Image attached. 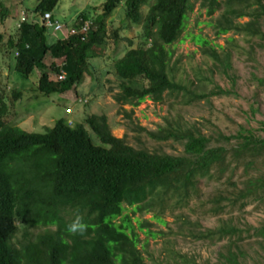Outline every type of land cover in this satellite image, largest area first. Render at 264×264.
Instances as JSON below:
<instances>
[{
    "label": "trees",
    "instance_id": "trees-1",
    "mask_svg": "<svg viewBox=\"0 0 264 264\" xmlns=\"http://www.w3.org/2000/svg\"><path fill=\"white\" fill-rule=\"evenodd\" d=\"M58 2L35 0L32 8L35 17H24L27 20L5 42V53L12 54L14 60V64L8 63L7 67L19 80H29L36 70L37 81L31 78L34 100L52 94L65 96L72 91L73 99L83 102L87 111L78 122L72 121L68 116L76 111L73 109L68 114L65 106L58 105L64 114H51L52 119L42 125V130H37L30 126V120L16 122L31 109L24 106L22 115L15 114L10 98L0 90V264H145L141 254L147 251L149 236L154 238L156 233L148 228L147 220L140 221L135 215L150 209L160 212L164 205L174 204L179 211L176 221L183 228L186 223L190 224L181 214L190 199L200 200L199 206L212 216L220 215L228 204L251 195L254 183L247 180L248 185L233 201L220 191L204 198L194 187L196 176H208L213 169L224 173L228 154L235 162L242 161L250 167L253 160H246L247 155H256L257 144L263 147L264 141L255 140L251 133L205 135L196 124L181 123L179 116L170 115L164 118V125L155 130L136 124V132H144L154 142L182 143L181 154L160 153L161 147L150 150L139 138L133 146L126 136H114L106 116L94 112L91 101L84 98V90L70 89L89 75V60L103 54L108 38L127 41L119 35V28H106V18L119 5L123 19L140 25L141 32L135 36L134 43L128 40V48L113 61L119 79L118 91L112 97L115 103L132 107L144 99L161 103L165 93L178 98V104L230 95L229 90L218 85L207 93L197 94L187 89L181 78H176L171 66L170 46L179 40L193 3L191 0H105L100 14L92 10L79 14L81 24L87 22L90 29L87 38L81 40L78 35L50 38L47 29L40 24V16L46 12L53 14ZM200 3L207 16L220 12L204 22L212 28L215 37L233 31L264 39L259 24L264 17V0H201ZM143 5L147 6L144 14L140 11ZM8 13L0 3V16L3 18ZM240 17L248 20L237 22ZM190 38L202 47V54L210 58L213 65L217 63L221 73L234 82L228 74V53L218 54L216 43L200 33L191 34ZM2 43L0 33V45ZM47 54L62 60L47 66L44 61ZM47 69L54 74L65 72L64 79H50ZM199 70L194 69L199 81H213L212 77L199 78ZM10 86L13 99H19L22 91L24 93V84L10 81ZM191 95H194L193 100H189ZM131 112L132 109L126 113L129 119ZM238 137L241 141L236 147L224 145ZM50 140L58 143L56 149L46 142ZM45 162L50 166L55 163V169L43 168ZM77 216L83 231L71 232L68 226ZM244 231L223 220L207 232L190 230V234L198 239H224L218 264H246L240 247ZM260 234L263 236L264 232L261 230ZM167 264L195 263L189 256L175 253L168 257Z\"/></svg>",
    "mask_w": 264,
    "mask_h": 264
},
{
    "label": "rangeland",
    "instance_id": "rangeland-1",
    "mask_svg": "<svg viewBox=\"0 0 264 264\" xmlns=\"http://www.w3.org/2000/svg\"><path fill=\"white\" fill-rule=\"evenodd\" d=\"M104 1L59 0L53 10V17L62 24L71 22V26L81 13L87 14L92 10L95 14H100ZM191 2L193 9L188 12L180 38L170 46L171 66L175 69L176 78H181L182 84L197 94L201 91L207 93L218 85L224 90H229L230 95L211 97L209 101L203 99L192 104H178L180 101L178 98H171L165 93L161 103L144 99L132 108L129 105L116 104L112 97L118 91L119 79L114 73L113 61L128 48V40L134 43L135 36L138 37L141 32L139 26L123 19V9L120 6L106 18V28H119V35L125 37L127 41L121 39L113 41L108 38L103 54L89 60L90 73L76 85L75 90H84V98L91 101L92 110L106 116L111 133L117 137L125 135L127 142L133 146L137 145L136 138H139L150 150L161 147L160 153L181 154L182 143L154 142L149 140L144 132H136L138 130L136 124L147 130H155L157 126L164 125V118H169L168 115L174 118L179 116L180 122L184 124H196L205 135L209 133L214 136H218V133L249 135L251 133L255 140L264 141V39L233 31L215 37L212 28L206 26L204 22L216 17L220 12L215 11L212 17H209L205 8L201 6V0H191ZM0 3H3L9 12L3 18L0 16V33L3 41L0 45V90H4L10 98L9 102H12L15 114L22 115L24 106L31 109L28 114L20 116L16 122L22 119L30 120L29 123L34 121L33 129L42 130V125L52 119L51 114L55 116L64 114L61 106L58 107V105H64L66 108V105H72L73 93L70 91L65 96L52 94L34 100L35 87L31 78L37 81L36 70L33 71L29 80H19L11 72L7 65L8 63L14 64L13 55L5 53L4 45L8 36L14 33V26L17 25L18 17L22 12H26L28 19L33 17L32 8L35 0H0ZM146 10L147 6L141 7L142 14ZM247 20V17H240L237 22L244 23ZM259 24L264 33V17ZM51 30H47L49 37ZM197 33L212 39L217 45L215 49L218 54L228 53L226 55L229 57L230 65L228 74L232 76L234 82L221 73L220 68H217V63L213 65L212 60L202 54V47L199 44L191 41V34ZM229 38L232 40L228 41ZM61 60V58H50L47 54L44 61L48 66L51 62L60 63ZM196 68H200L199 78L212 77L213 81H199L194 73ZM47 70L50 78H53L54 74H51L49 69ZM211 72L214 73L210 74ZM254 77L261 78L263 81L258 82ZM10 81L13 84H24V93L22 91L19 99H13ZM88 94L90 97H87ZM193 99L194 95H191L189 100ZM170 104H173L172 108L169 107ZM84 109L86 112L87 108ZM131 109L129 119L126 113L129 114ZM85 112L83 110L78 112L76 109V112L68 118L78 122ZM241 135L239 136L242 138ZM94 140L96 142V139ZM239 141L241 139L238 137L224 142V145L227 148H233ZM257 148L259 151L256 155L246 157V160L250 158L253 160L250 167H247L245 162H235L228 154L224 173L219 174L213 169L208 176H196L197 182L194 187L198 188V193L204 198H210L220 191L233 201L248 185L247 180L254 183L255 189L251 195L234 201L235 204H228L220 215L209 214L206 208L199 206L200 200L198 199H190L189 205L183 207L182 218L190 222V224L183 223L187 225L183 228L179 227L181 223L175 221L177 212L170 209L162 213V218L166 223L152 219L153 212L142 215L141 219L151 222L148 228L156 233L154 238L149 236L147 251L141 254L145 258V264H161V262L167 264L168 257H173L175 253L189 256L191 262L195 264H218V254L224 239L218 240L211 237L198 239L190 234V230L204 233L217 227L223 220L245 230L240 236L243 239L240 247L244 252L246 264H264V235L260 234L261 230L264 232V145L260 147L257 144ZM143 237L140 233V238L143 239Z\"/></svg>",
    "mask_w": 264,
    "mask_h": 264
},
{
    "label": "clouds",
    "instance_id": "clouds-1",
    "mask_svg": "<svg viewBox=\"0 0 264 264\" xmlns=\"http://www.w3.org/2000/svg\"><path fill=\"white\" fill-rule=\"evenodd\" d=\"M120 6V5H119ZM146 5H143L142 7H145ZM140 11H141V9H140ZM142 12V11H141ZM215 12V11H214ZM214 12H213V14H214ZM26 13V12H25ZM25 13H21V16H19L18 17V23H17V25H15L14 26V31H15V29H17L18 27H19V25L22 23V22H24L25 20H27V19H25L24 17H27L26 15H25ZM46 13H48L49 15H50V20H49V22L50 23H46L45 21H44V19H43V16H44V14H42L41 16H40V24L44 27V28H46L48 31H49V29H52L51 31H50V36H52L53 38H55V39H65L67 36H69V35H78L79 37H80V39L81 40H85L86 38H87V34H88V32H89V27H88V23L87 22H84L83 24H81L82 23V21L78 18H76V20H75V22H74V24L73 25H71L70 26V23L71 22H69V23H67V24H62V23H60L59 21H57L56 19H54V17H53V14L51 13V12H46ZM188 14V13H187ZM212 14V15H213ZM79 16V15H78ZM23 17V20H21V18ZM33 17H35V15L33 14ZM209 17H210V15H209ZM78 20V21H77ZM76 21H77V23H76ZM32 22H36L35 20H33ZM80 24V25H79ZM77 25H79V26H77ZM139 27H140V29H141V26L139 25ZM47 30H46V33H47ZM57 32L60 34V35H57ZM61 32V33H60ZM13 34V33H12ZM15 55H16V53H15ZM172 58V57H171ZM54 63H56V62H54ZM57 64H59V63H57ZM114 70V69H113ZM48 71V70H47ZM115 73V72H114ZM51 74H54V73H51ZM64 77H65V72H63V73H59V74H54V77L53 78H50V79H53V80H62V79H64ZM83 80V79H82ZM81 83V82H80ZM76 89V86H73V88H71L70 90H75ZM2 91V90H1ZM90 97V96H89ZM74 100V99H73ZM114 101V100H113ZM72 105H66L67 106V108L66 107H64V105H61V106H63L64 108H66V113H68V114H70V113H72L73 112V109L76 111V109H78V112L79 111H84L85 112V105H84V103L83 102H81L79 99H77L76 98V100H74V102L72 101V103H71ZM117 104V103H116ZM121 105V104H120ZM125 105H128V104H125ZM130 106V105H129ZM76 107V108H75ZM131 108H132V106H131ZM86 113V112H85ZM34 121H32L31 123H33ZM30 123V126H32V124ZM18 124H24V123H18ZM28 129H30L29 127H28ZM31 130V129H30ZM115 136V135H114ZM125 136V135H124ZM92 137H94V135L92 136ZM117 137V136H116ZM121 137H123V136H121ZM118 138H120V137H118ZM94 139H96L95 137H94ZM48 144H49V146L51 147V148H53V149H56V147H57V144L58 143H56L55 141H53V140H50V141H46ZM96 142H98V140L96 139ZM38 147V146H37ZM43 168H51V169H55V163L53 164V165H49L47 162H45V164L43 165ZM157 206V205H156ZM156 206H154V207H156ZM153 207V208H154ZM168 209H170V210H172V211H175V212H177V214L179 213V211L174 207V204H167V205H164L163 207H162V209H161V211L160 212H154V211H151V209L148 211V212H145V213H149V212H153V214H152V219H154L156 222H161V223H166L164 220H163V218H162V213L164 212V211H166V210H168ZM145 213H143V214H145ZM142 214V215H143ZM177 214L175 215V221H176V218H177ZM142 215H139V214H136L135 215V217H137L140 221H143L142 219H141V217H142ZM134 221V223H135V220H133ZM148 221V220H147ZM149 222V221H148ZM150 223V225H151V222H149ZM68 230L69 231H71V232H76V231H83V225L80 223V217L79 216H77V218H76V220L75 221H73L69 226H68ZM144 238V237H143ZM154 260V259H153ZM145 262V261H144Z\"/></svg>",
    "mask_w": 264,
    "mask_h": 264
},
{
    "label": "built area",
    "instance_id": "built-area-1",
    "mask_svg": "<svg viewBox=\"0 0 264 264\" xmlns=\"http://www.w3.org/2000/svg\"><path fill=\"white\" fill-rule=\"evenodd\" d=\"M43 19L46 23H50L49 20H50V15L48 13H45L44 16H43ZM21 20H23V17L21 18Z\"/></svg>",
    "mask_w": 264,
    "mask_h": 264
}]
</instances>
